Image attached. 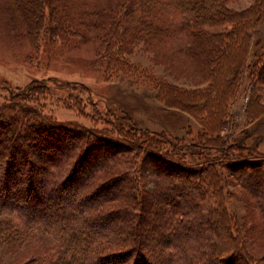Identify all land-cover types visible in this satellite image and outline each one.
Here are the masks:
<instances>
[{"label": "trees", "instance_id": "obj_1", "mask_svg": "<svg viewBox=\"0 0 264 264\" xmlns=\"http://www.w3.org/2000/svg\"><path fill=\"white\" fill-rule=\"evenodd\" d=\"M110 1L1 0L2 11L29 34L45 29L64 39L79 36L81 30L100 31V52L109 63H117L127 47L139 43L160 52L174 50L178 42V52L187 55L191 46L206 48L201 67L211 78L207 92L216 104L209 115L217 118L225 111V100L235 94L248 70L243 68L248 44L263 22L264 0L240 11L227 6L235 0ZM223 24L229 25L223 33L203 30ZM257 74L262 76V71ZM23 93L9 91L8 102L0 104V216L54 235L62 264H257L238 240L218 173L223 166L248 168L249 186L256 190L264 184V170H259L263 154L241 141L217 139L178 149L177 140L125 119H106L107 130L62 125L14 101ZM92 149L97 153L93 158ZM130 150L136 152L133 164L123 170L120 161ZM140 154L143 160L137 163ZM146 162L160 163L156 165L166 175L156 177V188L149 193L139 173ZM173 176L182 177L181 189L170 190ZM112 200L117 204L110 206ZM66 205L68 210H59ZM204 205L210 209L201 215ZM147 208L160 228L157 238L144 232ZM8 223L0 220V236Z\"/></svg>", "mask_w": 264, "mask_h": 264}, {"label": "rangeland", "instance_id": "obj_2", "mask_svg": "<svg viewBox=\"0 0 264 264\" xmlns=\"http://www.w3.org/2000/svg\"><path fill=\"white\" fill-rule=\"evenodd\" d=\"M100 1L111 3L110 0ZM253 3L254 0H235L227 6L240 11ZM3 5L0 0V104L8 102L9 91L13 94L24 91L14 101L33 107L41 116L62 125L107 130L110 126L106 119H125L141 130L177 140L178 149L191 142L217 139L228 143L241 141V145L264 155V15L248 44L243 67L248 70L241 75L243 81L235 94L225 100V111L215 118L209 115L216 105L214 97L207 92L211 78L201 67L206 48L191 46L187 55L178 52L177 47L182 43L177 42L172 51L160 52L139 43L127 47L123 59L109 63L100 52V31L81 30L79 36L64 39L50 36L45 29L39 34H29L20 29L16 18L2 11ZM47 24L46 9L44 25ZM228 29L227 24L203 28L210 34ZM259 71L262 76L257 74ZM60 83L68 85L64 87ZM237 149L243 152V148ZM95 151H90L91 158L94 153L97 155ZM135 155L136 152L127 151L125 160L120 161L123 170L133 164ZM142 160L140 154L136 162ZM156 164L146 162L141 166L145 169L139 172L145 192L156 188L157 176H166ZM259 170L263 171L264 167L260 166ZM218 175V186H223L228 213L235 219L233 225L238 230V240L257 264H264V184L252 190L248 168L223 166ZM173 179L170 190L181 189L182 177L173 176ZM260 180L263 182L264 177ZM117 187L123 190V186ZM73 198L72 202H77L78 198ZM109 204L117 202L112 200ZM153 205L156 206V200ZM206 207L210 209V205ZM206 207L199 208L204 209L201 215L207 211ZM68 208L66 205L59 210ZM150 211L147 208L143 229L157 238L160 228L155 227L157 222ZM1 219H7L9 227L0 236V264H62L59 242L54 235L27 227L17 218L1 215ZM116 220L118 218L113 219Z\"/></svg>", "mask_w": 264, "mask_h": 264}]
</instances>
